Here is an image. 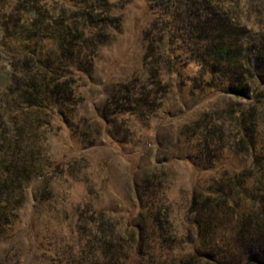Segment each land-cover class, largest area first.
I'll list each match as a JSON object with an SVG mask.
<instances>
[{"label": "trees", "instance_id": "obj_1", "mask_svg": "<svg viewBox=\"0 0 264 264\" xmlns=\"http://www.w3.org/2000/svg\"><path fill=\"white\" fill-rule=\"evenodd\" d=\"M150 3L158 14L146 33L147 75L123 83L113 94L111 112L144 114L155 108L158 91L167 84L162 70L172 69L176 62L199 64L195 86L206 74L218 75L228 79L226 90L238 95H251L252 81L264 79V36L258 37L242 21V0ZM112 7L110 0H0V59L6 56L5 72L9 71L2 86L4 101L0 100V116L6 112L8 117L0 122V241L9 240L11 247L27 193L31 191L35 202L51 197L47 169L53 165L52 174L60 173L59 165L37 143L39 134L55 117L77 129L74 73L88 72L99 46L120 28L121 17ZM167 43H177L179 57L170 59ZM14 103L18 108L11 113ZM45 107L50 110L43 114ZM88 129L86 125L81 134L89 133ZM247 139L243 135L238 140ZM252 156L257 175L250 186L245 182L252 172H241L219 182L214 194L192 196L188 211L198 244L191 251H173L179 242L167 232L168 215L154 200L138 212L136 224L119 225L104 210L91 214L78 225L79 233L87 230L86 223L92 225L88 247L81 245L71 252L65 245L55 246L53 256L61 255L56 264H264V154ZM244 188L246 208L240 194L233 196L234 189L241 193ZM20 250L12 251L17 260ZM8 255L9 248L0 264H11ZM64 257L68 259L63 261Z\"/></svg>", "mask_w": 264, "mask_h": 264}, {"label": "rangeland", "instance_id": "obj_2", "mask_svg": "<svg viewBox=\"0 0 264 264\" xmlns=\"http://www.w3.org/2000/svg\"><path fill=\"white\" fill-rule=\"evenodd\" d=\"M110 1L112 12L121 17L120 28L99 46L88 72L74 73L78 104L73 120L78 122L77 129L58 117L49 121L47 129L42 125L45 131L37 143L45 147L52 163L59 165L60 173L52 174L53 165L47 169L51 197L35 202L31 191L27 193L13 229L14 245L0 241V259L9 248L11 264H56L61 255L53 256L55 246L65 245L69 251L88 247L92 225L86 223L84 233H79L78 225L91 214L104 210L119 225L136 224L138 212L151 207L154 200L168 215L167 232L179 242L173 251H191L198 244L188 211L192 196L214 194L219 182L241 172H252L246 178L247 186L255 182L252 153L264 154V79L252 81L251 95H238L227 91L228 79L218 75L206 74L195 86L199 64L176 62L172 69L162 70V81L167 84L160 87L155 108L151 106L144 114L111 112L113 94L123 83L147 75L146 33L158 11L150 0ZM241 8L247 28L263 38L264 0H242ZM170 47L173 51L168 52ZM165 50L169 57H179L177 43H167ZM7 67L2 54V102ZM17 105H11V113ZM49 110L45 107L42 113ZM1 116V123L8 120L6 112ZM85 124L90 132L82 135ZM243 135L247 142L238 140ZM36 183L39 185L40 179ZM245 191L233 190V196H242L244 208L248 202ZM16 248L21 249L19 260L12 252Z\"/></svg>", "mask_w": 264, "mask_h": 264}]
</instances>
